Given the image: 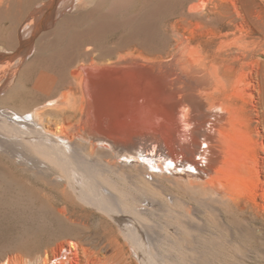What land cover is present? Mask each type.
<instances>
[{
  "label": "bare ground",
  "instance_id": "6f19581e",
  "mask_svg": "<svg viewBox=\"0 0 264 264\" xmlns=\"http://www.w3.org/2000/svg\"><path fill=\"white\" fill-rule=\"evenodd\" d=\"M91 1L0 0V10L30 8L23 19L10 13L0 21V38L12 51L0 53L4 99L22 66L13 55L24 52L46 14L59 3ZM162 2L155 8L171 39L169 60L132 51L110 62L92 59L72 70V98L59 91L60 73L50 68L57 59L65 65L74 50L62 47L33 70L43 98L0 106V264H164L156 242L171 233L188 241L181 252L193 258H264V0H178L173 8ZM15 26L30 32L26 40L11 36ZM69 41L76 43L75 33ZM76 115V125L55 130L56 121L71 124ZM23 165L37 168L46 185L28 184ZM53 186L61 188L54 208L61 226L86 225L78 208L85 203L119 234L95 248L81 245L82 253L73 241L43 252L37 234L25 236L26 227L40 224L25 214L21 196L27 191L47 203ZM152 215L175 219L167 234ZM121 239L137 261L125 256Z\"/></svg>",
  "mask_w": 264,
  "mask_h": 264
},
{
  "label": "rangeland",
  "instance_id": "374dc122",
  "mask_svg": "<svg viewBox=\"0 0 264 264\" xmlns=\"http://www.w3.org/2000/svg\"><path fill=\"white\" fill-rule=\"evenodd\" d=\"M92 1L87 2L86 4L83 3L78 7L75 5L71 7L68 5L66 8H59V3L52 14H46L48 17L45 16L43 21L44 27L41 28L42 30H34L32 32L31 40L27 42L28 44H24V47L26 48L24 52L21 50V52L19 51L13 55L12 63L19 60L15 63L16 67L22 62V66H20V75L18 76L16 83L12 86L14 89L12 88L11 90L14 92L13 94H10V98L7 99L6 97L4 99L7 90L0 92L1 107L3 106L4 108L11 110L17 107L20 108V106H23L25 103L34 105L39 99L43 98L38 91V88L35 87V71L33 70H35V67L41 63L44 58L57 53L62 47H72L74 50L66 58L65 65L59 64L57 59L54 64H51L50 68H52L54 74L56 73L57 75V73H60L57 75V78H59V91L71 92L72 98H74L73 91L77 84L76 80L72 77V70L83 63H90L92 59L110 62L116 60L120 54L129 51L134 52L136 55L139 52H142L147 56L157 57L163 55L165 60H169L173 57V52L169 51L171 49V39L165 34L164 24L162 22L164 14L161 11L162 9L157 11L155 7L160 4V1H163L162 4L164 7L173 8L178 0ZM21 8L23 10H20ZM21 8L16 7V10L14 8L12 10L13 12L6 11L5 9L0 10V21L5 17L10 16V13L15 20L23 19L30 8L26 9L25 6ZM17 26L12 28L11 36L14 35L16 37L18 32L20 33L21 38L26 40L30 32L24 33L25 28L23 27L17 30ZM73 33L76 35V43L72 44L69 39ZM2 34L3 32H1L0 28V37H2ZM7 34L10 33L8 32ZM2 42L3 41L0 38V53L12 52L8 48L9 46L7 47V45ZM24 53L27 55L26 58L24 57L20 60L19 57L24 56ZM33 61L34 63H32ZM60 86L63 88L61 89ZM33 87L36 90L33 89ZM59 93L60 92L54 97L55 100L60 99ZM71 112L72 111H70V113ZM78 118V115L73 116L72 118L70 117V119H72L71 124H68L70 123V120H68L69 122L64 120L59 122L56 121L54 128L58 132L64 127L67 129L71 128L76 125ZM69 130L72 133L74 131V129ZM20 167L19 174L28 184L33 187L44 186L45 181L43 174H38L40 172H38L39 170L37 168V170L33 167L28 169L26 165ZM24 167L26 170H24ZM60 189L61 188L58 189V187H55V189L53 188L54 194L49 198L50 200L48 199L49 201H46L47 203H41L42 201L37 200L32 193L27 191H23L21 196L23 205L25 206V214L29 217L36 218L37 222L40 224V227L36 229L31 225H29L28 228L26 227L25 236L27 238L30 235L37 234L38 239L42 241L40 242L42 243L41 248L43 252L52 250L62 241L76 242L80 247V250L82 249V246L95 248L94 245L96 244L100 246L103 245L108 239L107 237H110L109 235L115 236L114 231L116 235L119 234V230L115 226L116 224L110 220L108 216L102 214V211L97 210L91 205L88 206V204L85 203H80L78 208L82 209L80 217L86 225L76 226L66 222L61 226L58 222V214L54 212V208L61 203L62 195L59 193ZM164 217L158 215L153 217L152 215L151 221L153 223L159 222L160 225L165 228L164 231L167 234V230H170L173 226V224L170 223L175 222V219L172 217L169 218L167 215H164ZM35 230L38 232L35 233ZM171 236L173 237H170V234L166 235V237L164 235V237H161V239L156 242L158 243L156 245H158L157 247L159 248L157 251L161 256L163 255L165 261L164 264H189L190 262V264H198V262H202L201 264H211L214 260V264H238L232 261V258H229V260L224 263L221 258H217L216 256H212L215 258L210 257L209 260H201L196 257H191L192 254L190 252L188 255L186 252L183 253V255L181 252L182 247L185 245V247H187V245L190 244L187 240L185 242V240L183 241V239H179V237L174 236L172 233ZM121 241L126 248L125 256L137 261V255H135V252L126 245V242L123 239H121ZM104 251L108 255L113 254L111 248L104 249ZM170 254L172 255L171 258L169 256ZM185 259L188 262L185 261ZM212 259L213 261H211ZM189 260L194 261L189 262ZM258 264H264V258H261L258 261Z\"/></svg>",
  "mask_w": 264,
  "mask_h": 264
}]
</instances>
